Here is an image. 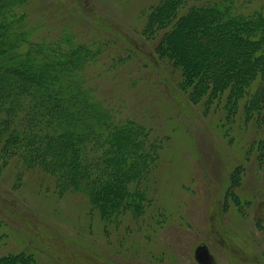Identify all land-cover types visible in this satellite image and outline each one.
<instances>
[{
    "label": "rangeland",
    "instance_id": "rangeland-1",
    "mask_svg": "<svg viewBox=\"0 0 264 264\" xmlns=\"http://www.w3.org/2000/svg\"><path fill=\"white\" fill-rule=\"evenodd\" d=\"M161 1L2 3L3 13L18 12L13 26L23 22L31 40L95 51L80 73L117 120L144 126L158 157L132 186L133 202L104 214L88 192L62 191L52 174L27 166L15 151L1 152L0 142V257L201 264L195 252L205 244L212 264H264V119L248 111L246 96L234 104L226 94H189L180 66L159 47L164 30H145ZM230 1L236 11H264V0Z\"/></svg>",
    "mask_w": 264,
    "mask_h": 264
},
{
    "label": "trees",
    "instance_id": "trees-1",
    "mask_svg": "<svg viewBox=\"0 0 264 264\" xmlns=\"http://www.w3.org/2000/svg\"><path fill=\"white\" fill-rule=\"evenodd\" d=\"M2 3L17 2L0 0L1 152L15 151L27 166L52 174L62 191L85 190L104 214L128 206L132 186L158 157L155 141L94 95L80 69L95 51L31 40L23 22L13 26L18 12L3 13ZM157 29L164 30L159 47L180 66L194 99L226 94L237 104L246 96L248 111L264 119L263 10L236 11L230 0H162L145 25ZM2 227L0 221V241ZM25 258L32 259L10 252L0 264Z\"/></svg>",
    "mask_w": 264,
    "mask_h": 264
},
{
    "label": "water",
    "instance_id": "water-1",
    "mask_svg": "<svg viewBox=\"0 0 264 264\" xmlns=\"http://www.w3.org/2000/svg\"><path fill=\"white\" fill-rule=\"evenodd\" d=\"M195 256L201 264H212V255L205 244H201L196 248Z\"/></svg>",
    "mask_w": 264,
    "mask_h": 264
}]
</instances>
